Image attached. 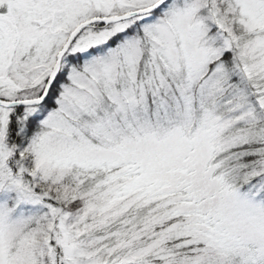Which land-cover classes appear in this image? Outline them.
Here are the masks:
<instances>
[{"label": "snow or ice", "instance_id": "obj_1", "mask_svg": "<svg viewBox=\"0 0 264 264\" xmlns=\"http://www.w3.org/2000/svg\"><path fill=\"white\" fill-rule=\"evenodd\" d=\"M0 264H264V0H0Z\"/></svg>", "mask_w": 264, "mask_h": 264}]
</instances>
